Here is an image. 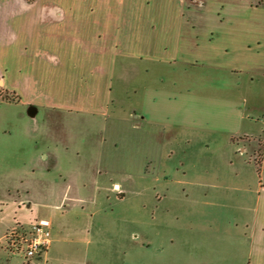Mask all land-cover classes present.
I'll return each mask as SVG.
<instances>
[{"label":"crops","instance_id":"crops-1","mask_svg":"<svg viewBox=\"0 0 264 264\" xmlns=\"http://www.w3.org/2000/svg\"><path fill=\"white\" fill-rule=\"evenodd\" d=\"M38 1L15 0V7L32 9ZM119 2L122 16L116 28L121 37L109 42L110 49H103L102 44L112 38L115 8L111 1L87 6L73 2L68 7L69 15L77 14L91 31L95 30L94 37L86 29H76L77 23L69 22L63 8L54 14L46 9L47 16L43 7L40 10L46 20L49 14H53L52 20L60 19V31L73 27L69 35L60 33V66L70 59L77 79L68 75L66 88L86 94L78 98L69 94L70 100L62 102L43 101L32 97L38 92L33 87L24 91L6 86L0 71L1 102L20 105L27 118L36 115L40 107L58 111L64 117L60 119V139L50 140L47 135L28 133L31 129L27 131V119L21 114L25 133L16 134L12 143L0 146V165L7 167L8 175L12 174L4 181L14 194H9V205L0 207V219L9 217L5 221L8 228L0 236V251L6 249L3 253L7 257L0 255V264H11L6 234L38 218L51 222V246L45 256L22 264H98L96 258L90 257V250L99 248L107 236L104 222L96 213L98 193L107 190L96 177L105 169L104 154L89 140L90 131L84 127L113 115L110 110L115 104L116 75L146 80L133 91L137 97V106L132 108L135 126L145 125L166 135L197 131L220 134L241 146L242 152L249 150L253 157L261 147L264 159V0H182L183 7L175 10L181 22L176 24L177 29L168 22H158L146 30L142 10L151 1ZM162 9L167 12L170 8ZM39 20L34 25L37 50L47 45L41 38L46 24L41 17ZM146 37L158 45L155 52L144 49L147 45L141 40ZM73 52L82 57L80 67L71 57L78 56ZM145 62L147 65L142 67ZM120 82L124 87L117 84V88H125V80ZM2 92L16 98H3ZM65 125H71L76 140L65 136L61 128ZM92 174L95 175L91 177ZM256 192L246 214L229 215L220 221L215 238L210 230L186 237L182 263L264 264L263 182ZM118 195L122 197L123 193ZM135 233L130 238L139 240ZM3 242L5 248H1ZM175 243L174 236H168L165 246L155 248L153 264H178L179 255L172 247ZM132 246L131 253L123 252L121 261L110 260L109 264H148L144 252L150 250L151 242Z\"/></svg>","mask_w":264,"mask_h":264},{"label":"rangeland","instance_id":"rangeland-1","mask_svg":"<svg viewBox=\"0 0 264 264\" xmlns=\"http://www.w3.org/2000/svg\"><path fill=\"white\" fill-rule=\"evenodd\" d=\"M109 1L115 8L112 38L105 39L107 43L102 44L103 49L109 48V42L121 37L116 28L122 16L119 12V0H39L37 7L26 10L15 7V0H0V71H3L6 86L24 91L33 87L38 92L33 93L32 97H41L43 101L62 102L70 100L69 94L76 95L75 98L86 94L69 92L66 88L68 75H72L73 80L77 79V72L72 70L70 59L60 66V33L69 35L73 27L60 31V19L55 21V17L53 20L50 18L61 7L69 22L77 23L74 24L76 29H86L94 37L95 30L91 31L77 14L69 15L68 7H72L73 2L87 6L88 3L104 5ZM147 1L151 2L147 5L140 3L145 5L142 10V26L145 30L158 22H168L173 28L181 23L177 20L175 10L183 7L182 0ZM17 5H20L19 1ZM165 6L170 8L167 12L162 9ZM42 7L46 16V9L53 13L48 15L49 20L40 15ZM40 17L46 24L43 26L41 38L46 40L47 45L42 46V49L39 46L37 50L34 25L39 23ZM153 32L159 34L156 30ZM177 32L178 30L176 38ZM172 37L174 41L175 34ZM141 43L147 45L144 49L148 52H155L158 47L147 37ZM39 54L43 55L39 57ZM65 54L68 53L65 51ZM73 55H78L71 57L80 67L83 60L79 59L82 57L78 52H73ZM146 65V62L141 63L142 67ZM122 79L126 82L125 88L120 82ZM114 81L123 87L119 86L122 89H118L115 84V104L110 110L113 115L106 118L108 121L100 118L97 124L91 123L84 127L90 131L89 140L98 150L102 149L104 154L102 166L105 169L100 175L96 174V177L98 183L107 187V190L99 191V204L96 208L98 220L104 222L107 236L102 238L99 248L93 247L90 250V257L96 258L98 264H109L110 260L121 261L123 252L131 253L134 243L142 245V242L150 241V250L144 252L145 262L153 264L156 258L155 248L165 246L167 237L174 236L176 243L172 247L179 255L177 263L183 264L180 257L185 254L186 244L183 241L186 237L210 230L214 232L212 236L215 238V233L221 228L220 221L225 217L247 213L245 209L257 197L259 183H264L262 148H257L253 157L249 150L242 152L241 146L231 143L220 134L197 131L166 135L145 125L135 126L132 108L137 106V97L133 91L140 88V84L146 80L138 76L129 79L119 74ZM104 95L106 91L101 94L103 98ZM1 96L7 99L16 98L15 95L4 92ZM101 96L99 94V98ZM21 114L24 116V109L20 105L0 100V146L12 143L16 134L25 133L22 130L24 123L20 121ZM24 117L27 119V131L28 128L31 129L28 133L47 135L50 140L60 139V119L64 118L60 112L40 107L33 117ZM67 125L61 127L62 131L66 137L76 140L71 125ZM255 161H260L259 172ZM7 170V167L0 165V207L1 204L2 207L9 205V194L11 197L14 195L13 190H9V184L4 181L12 175H8ZM119 193H123V196L120 197ZM8 220V216L0 219V236L6 232L8 225L5 221ZM133 231L139 236V240L130 238ZM2 244L1 248H5L4 242ZM6 251L1 249L0 255H4L3 252ZM8 255L11 264L23 263L20 251ZM130 258L129 254L128 259Z\"/></svg>","mask_w":264,"mask_h":264},{"label":"built area","instance_id":"built-area-1","mask_svg":"<svg viewBox=\"0 0 264 264\" xmlns=\"http://www.w3.org/2000/svg\"><path fill=\"white\" fill-rule=\"evenodd\" d=\"M12 253L20 251L24 263L45 256L52 243L51 222L45 218L35 219L27 227L8 232L5 236Z\"/></svg>","mask_w":264,"mask_h":264},{"label":"trees","instance_id":"trees-1","mask_svg":"<svg viewBox=\"0 0 264 264\" xmlns=\"http://www.w3.org/2000/svg\"><path fill=\"white\" fill-rule=\"evenodd\" d=\"M256 162V166H257V171L259 172L260 170V161H255Z\"/></svg>","mask_w":264,"mask_h":264}]
</instances>
